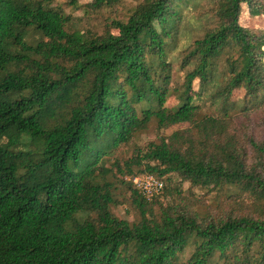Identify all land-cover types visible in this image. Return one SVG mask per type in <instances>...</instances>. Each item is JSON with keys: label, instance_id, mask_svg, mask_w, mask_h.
<instances>
[{"label": "trees", "instance_id": "16d2710c", "mask_svg": "<svg viewBox=\"0 0 264 264\" xmlns=\"http://www.w3.org/2000/svg\"><path fill=\"white\" fill-rule=\"evenodd\" d=\"M81 1L0 0V264H264V0Z\"/></svg>", "mask_w": 264, "mask_h": 264}, {"label": "built area", "instance_id": "2783aa9c", "mask_svg": "<svg viewBox=\"0 0 264 264\" xmlns=\"http://www.w3.org/2000/svg\"><path fill=\"white\" fill-rule=\"evenodd\" d=\"M131 182L140 194L147 199L158 195L163 189L162 182L149 175L134 177Z\"/></svg>", "mask_w": 264, "mask_h": 264}, {"label": "rangeland", "instance_id": "374dc122", "mask_svg": "<svg viewBox=\"0 0 264 264\" xmlns=\"http://www.w3.org/2000/svg\"><path fill=\"white\" fill-rule=\"evenodd\" d=\"M86 1H81V3H85ZM65 12L67 14L71 13L74 16H80L81 15V11H73V10H69V9H65ZM106 15V14H105ZM242 22L247 25V26H263L264 25V18H250L247 15H243L242 16ZM154 137L153 134V130L151 129L147 134H146V138L147 139H152ZM126 205H120L116 208L113 209V212L115 215H117L120 218H126V219H131V215H128L126 213Z\"/></svg>", "mask_w": 264, "mask_h": 264}]
</instances>
